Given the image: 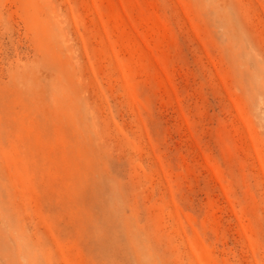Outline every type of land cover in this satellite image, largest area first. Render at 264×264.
Segmentation results:
<instances>
[{"label": "rangeland", "instance_id": "rangeland-1", "mask_svg": "<svg viewBox=\"0 0 264 264\" xmlns=\"http://www.w3.org/2000/svg\"><path fill=\"white\" fill-rule=\"evenodd\" d=\"M0 264H264V0H0Z\"/></svg>", "mask_w": 264, "mask_h": 264}]
</instances>
